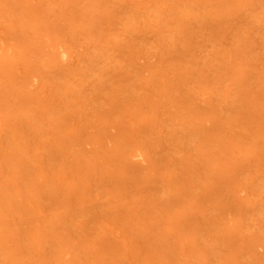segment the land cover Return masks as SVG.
Wrapping results in <instances>:
<instances>
[{"label":"rangeland","instance_id":"1","mask_svg":"<svg viewBox=\"0 0 264 264\" xmlns=\"http://www.w3.org/2000/svg\"><path fill=\"white\" fill-rule=\"evenodd\" d=\"M0 264H264V0H0Z\"/></svg>","mask_w":264,"mask_h":264}]
</instances>
